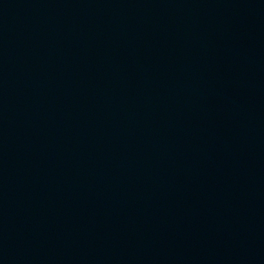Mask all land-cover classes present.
<instances>
[{
	"label": "water",
	"instance_id": "1",
	"mask_svg": "<svg viewBox=\"0 0 264 264\" xmlns=\"http://www.w3.org/2000/svg\"><path fill=\"white\" fill-rule=\"evenodd\" d=\"M0 264H264V0H0Z\"/></svg>",
	"mask_w": 264,
	"mask_h": 264
}]
</instances>
